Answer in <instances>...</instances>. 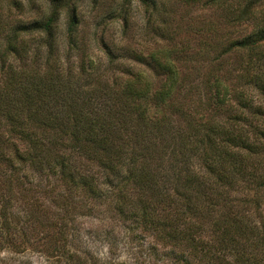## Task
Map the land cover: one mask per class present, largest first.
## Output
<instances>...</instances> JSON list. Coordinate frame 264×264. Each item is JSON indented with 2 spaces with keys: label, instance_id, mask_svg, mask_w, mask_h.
Returning a JSON list of instances; mask_svg holds the SVG:
<instances>
[{
  "label": "trees",
  "instance_id": "obj_1",
  "mask_svg": "<svg viewBox=\"0 0 264 264\" xmlns=\"http://www.w3.org/2000/svg\"><path fill=\"white\" fill-rule=\"evenodd\" d=\"M6 3L20 8L0 0V251L101 264L88 241L102 232L83 231L81 219L104 208L123 232L168 247L174 264H264V18L256 2L206 0L231 27L251 31L230 38L214 28L215 41L189 49L187 37L159 35L161 1L120 0L109 14L123 34L133 5L145 7L142 29L159 39L152 50L109 46L95 37L97 22L78 38L76 4L50 0L41 19L4 22ZM97 39L102 61L89 52ZM105 230L103 240L117 245Z\"/></svg>",
  "mask_w": 264,
  "mask_h": 264
},
{
  "label": "rangeland",
  "instance_id": "obj_2",
  "mask_svg": "<svg viewBox=\"0 0 264 264\" xmlns=\"http://www.w3.org/2000/svg\"><path fill=\"white\" fill-rule=\"evenodd\" d=\"M20 8H15L9 3H6L1 10V20L4 22L27 21L33 18L41 19L50 11V0H18ZM52 1V0H51ZM69 4H76L77 15L79 16L82 31L78 32V38H88L87 25L97 22L98 26L95 30V37L101 36L109 46H138L139 49L145 47L147 50L155 48L154 40H159L157 36L152 35L149 29L143 30V24L147 18V11L144 6L135 4L130 11L131 24L130 28L123 34V23L120 19L111 18L109 12L114 5L120 0H61ZM163 5L159 7L162 14L163 22L157 20L154 24L159 25L161 30L159 35H173L177 42L187 37L190 41L189 49H196L199 42L210 44V39L215 41L212 36V30L218 28L221 30L219 34H225L226 37L239 38L251 31V25L243 24L231 27L219 14V12L204 5L206 0L192 2L191 0H159ZM237 0H224V2H235ZM256 2L254 7L259 17L264 18V0H250ZM188 2V3H187ZM137 5V6H136ZM68 8H64L59 23L57 25L58 38L60 41V53L65 50L64 28L65 16ZM153 20V19H152ZM93 28L90 32H93ZM209 38V39H207ZM85 42V40H84ZM95 42H90L89 52L92 53L94 61L103 60V54L100 51V46ZM208 47V46H207ZM147 52V51H145ZM238 59L229 61L232 66ZM239 62V61H238ZM131 65L130 63H126ZM141 69V68H140ZM102 213L94 218V220L81 219V227L85 230L99 229L100 236L92 237L88 241V247L101 259V264H174L173 259L169 258L165 252L168 247H163L157 243L155 239L148 234H141L137 231L123 232L120 229V224L117 218H112V215L104 208H101ZM105 229L116 233L119 239L117 245H108L103 240ZM104 230V231H103ZM88 238V237H84ZM103 240V241H102ZM0 257L13 264H18L21 261H28L29 264H45V258L36 251L28 250L26 253L16 255L8 250L0 251ZM11 259V260H9Z\"/></svg>",
  "mask_w": 264,
  "mask_h": 264
}]
</instances>
